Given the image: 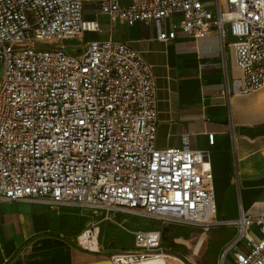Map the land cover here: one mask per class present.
<instances>
[{
  "label": "built area",
  "instance_id": "1",
  "mask_svg": "<svg viewBox=\"0 0 264 264\" xmlns=\"http://www.w3.org/2000/svg\"><path fill=\"white\" fill-rule=\"evenodd\" d=\"M91 1L112 23L157 24L164 42L179 32L203 38L215 30L225 48L229 33L241 71L234 91L264 87V0ZM84 3L0 0V202L210 226L218 215L210 151L191 149L187 140L181 147L157 146L151 66L128 43L84 42L86 33L100 29L85 19ZM225 222L238 229L229 248L246 241L231 264H264V212L241 211ZM93 229L83 232L90 239L96 234L99 245ZM124 229L133 247L110 253L113 264H147L164 254L161 230Z\"/></svg>",
  "mask_w": 264,
  "mask_h": 264
},
{
  "label": "crops",
  "instance_id": "2",
  "mask_svg": "<svg viewBox=\"0 0 264 264\" xmlns=\"http://www.w3.org/2000/svg\"><path fill=\"white\" fill-rule=\"evenodd\" d=\"M84 17L100 24L98 31L86 33L84 42L112 38L128 43L151 66L157 96V146L181 147L187 140L191 149L210 151L222 219L236 220L241 211L250 216L263 213L264 87L247 94L234 91L233 82L241 71L235 62L233 37L226 35L225 48L215 30L203 38L179 32L176 39L164 42L158 39L157 24L112 23L91 0H85ZM171 24L167 21L165 27ZM209 134H214V144L209 143ZM81 208L25 200L0 202V264H113L105 248L98 246L97 252L80 243L90 222ZM237 233L225 249L227 264L233 262L234 252L245 247L244 240L229 248Z\"/></svg>",
  "mask_w": 264,
  "mask_h": 264
},
{
  "label": "rangeland",
  "instance_id": "3",
  "mask_svg": "<svg viewBox=\"0 0 264 264\" xmlns=\"http://www.w3.org/2000/svg\"><path fill=\"white\" fill-rule=\"evenodd\" d=\"M75 44V42H67L69 52L75 50L71 47ZM39 46L45 47L47 44L41 43ZM2 76L3 68L0 67V78ZM81 211L85 212L90 220L86 228H92V231H95L93 227H98L99 245H97L96 236L90 239L93 245L97 248L99 246L101 249L103 247L109 253L131 249L133 236L124 227L128 230L138 227L161 230L163 253L168 254L166 256L167 264H221L226 247L238 231L227 224L220 213H218L215 223L204 226L191 223H164L159 220L118 212L107 214L104 211H99L94 213L88 208H81ZM84 246L91 248L88 245Z\"/></svg>",
  "mask_w": 264,
  "mask_h": 264
},
{
  "label": "bare ground",
  "instance_id": "4",
  "mask_svg": "<svg viewBox=\"0 0 264 264\" xmlns=\"http://www.w3.org/2000/svg\"><path fill=\"white\" fill-rule=\"evenodd\" d=\"M89 236H90L89 232H85V233L83 232V235L81 236V240H80L81 243L84 245H88L92 248H97L96 246L93 245V242L90 240ZM93 236H96V234H94ZM167 255L168 254H162L161 256L149 261L147 264H166V256Z\"/></svg>",
  "mask_w": 264,
  "mask_h": 264
}]
</instances>
